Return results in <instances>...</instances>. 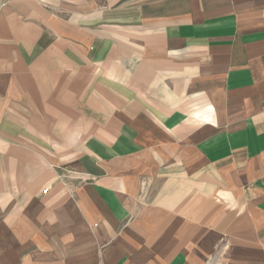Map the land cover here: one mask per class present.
I'll return each instance as SVG.
<instances>
[{"label": "crops", "instance_id": "0c3cea01", "mask_svg": "<svg viewBox=\"0 0 264 264\" xmlns=\"http://www.w3.org/2000/svg\"><path fill=\"white\" fill-rule=\"evenodd\" d=\"M0 2V264H264V0Z\"/></svg>", "mask_w": 264, "mask_h": 264}, {"label": "built area", "instance_id": "2783aa9c", "mask_svg": "<svg viewBox=\"0 0 264 264\" xmlns=\"http://www.w3.org/2000/svg\"><path fill=\"white\" fill-rule=\"evenodd\" d=\"M3 5L4 4L0 2V9L3 7ZM47 193H48V189H44L43 192H42L43 195H45Z\"/></svg>", "mask_w": 264, "mask_h": 264}]
</instances>
